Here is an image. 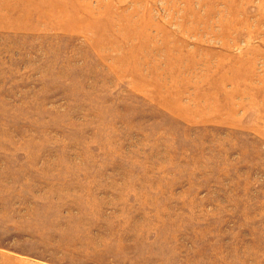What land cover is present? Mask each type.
I'll use <instances>...</instances> for the list:
<instances>
[{
	"label": "rangeland",
	"instance_id": "obj_1",
	"mask_svg": "<svg viewBox=\"0 0 264 264\" xmlns=\"http://www.w3.org/2000/svg\"><path fill=\"white\" fill-rule=\"evenodd\" d=\"M0 264H264V0H0Z\"/></svg>",
	"mask_w": 264,
	"mask_h": 264
}]
</instances>
